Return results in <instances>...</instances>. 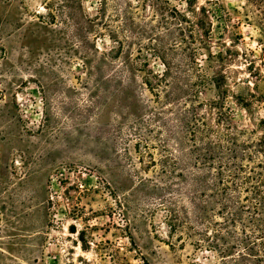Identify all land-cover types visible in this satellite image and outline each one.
<instances>
[{"label": "rangeland", "instance_id": "obj_1", "mask_svg": "<svg viewBox=\"0 0 264 264\" xmlns=\"http://www.w3.org/2000/svg\"><path fill=\"white\" fill-rule=\"evenodd\" d=\"M128 1L139 0H0V264H223L197 245L200 226L176 217L207 169L193 181L182 92L146 85L164 66ZM243 4H210L213 40L240 34L237 48L259 61ZM201 89L194 104L214 125L217 96Z\"/></svg>", "mask_w": 264, "mask_h": 264}, {"label": "trees", "instance_id": "obj_2", "mask_svg": "<svg viewBox=\"0 0 264 264\" xmlns=\"http://www.w3.org/2000/svg\"><path fill=\"white\" fill-rule=\"evenodd\" d=\"M205 3L209 7L198 0L177 4L139 0L134 6L128 1L123 13H131L126 17L129 21L137 13L148 48L164 66L158 82H146L148 88L182 92V102L177 104L192 121L188 134L194 146L189 151L197 170L194 182L201 180L200 165H206L200 197L191 198L189 209L178 211L176 217L200 226L202 238L197 245L216 253L223 264H264V56L257 61L250 51L238 49L240 34L229 42L221 40V35L213 40L216 8L210 4L216 0ZM133 7L137 12L131 11ZM242 9L264 54V0H244ZM200 56L209 61L210 74L198 63ZM238 61L247 73L244 78H235L240 64L233 65ZM206 86L217 96L208 104V114H216L214 125L194 104L193 97ZM230 99L246 113L245 126L235 123L227 104Z\"/></svg>", "mask_w": 264, "mask_h": 264}]
</instances>
